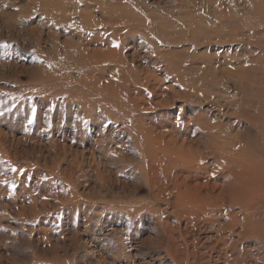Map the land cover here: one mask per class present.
<instances>
[{"label": "rangeland", "instance_id": "rangeland-1", "mask_svg": "<svg viewBox=\"0 0 264 264\" xmlns=\"http://www.w3.org/2000/svg\"><path fill=\"white\" fill-rule=\"evenodd\" d=\"M257 2L0 0V264H177L175 255L184 261L196 249L191 264H226L228 258L242 256L238 253L255 261L261 258L264 248L256 246L257 237L236 236L246 230L240 226L233 237L229 232L224 235L235 250L217 244L216 231L221 223L227 224L225 213L233 210L238 215L242 209H227L226 203L219 209L222 212L207 214L208 223L200 214V224L197 208L189 206L193 212L188 209L187 214L181 209L177 216L173 205L191 189L195 200L208 192L218 193V187L240 170L238 165L227 167L224 159L209 151L182 171L164 158L163 150L168 149L157 146V141L149 143L122 110L115 111L108 97L87 90H78L76 96L62 86L79 85L88 75L101 81L100 87L109 80L117 87L122 67L102 57L115 51L116 58L122 56L126 63L122 66L127 92L144 96V101L138 99L145 109L136 116L156 128L157 134L175 130L182 140H195L201 135L196 123L206 115L212 126L221 124L231 142L258 136L247 121L254 113L237 115L245 97L239 82L253 86L250 94L257 102L264 91V16L257 12ZM69 46L90 58L81 61L89 74L76 70L77 66H63L80 60L76 52H71L75 59L69 57ZM96 52L104 61L101 68L93 59ZM53 72L56 76H51ZM68 76L74 83L66 82ZM184 84L190 85L189 99ZM194 88L202 91L199 97L193 95ZM163 98L169 102H162ZM257 142L258 146L261 139ZM253 158L264 167V153ZM194 187L200 188L196 192ZM161 190L166 191L164 198ZM259 199L263 198L250 202L256 210L254 218L264 220ZM43 201L48 204L45 208L40 205ZM214 229L216 233L211 232ZM175 237L186 247L180 244L182 249H174Z\"/></svg>", "mask_w": 264, "mask_h": 264}, {"label": "bare ground", "instance_id": "bare-ground-1", "mask_svg": "<svg viewBox=\"0 0 264 264\" xmlns=\"http://www.w3.org/2000/svg\"><path fill=\"white\" fill-rule=\"evenodd\" d=\"M91 1V0H90ZM92 1H94V0H92ZM98 1V0H97ZM96 0H95V2H97ZM258 2H257V12H261V13H263V16H264V0H257ZM197 3V2H196ZM212 3V2H211ZM86 4V3H85ZM89 6V5H88ZM259 7H262L261 9H258ZM117 9V8H116ZM115 9V10H116ZM113 10V9H112ZM118 11V10H117ZM118 12H122V10L121 11H118ZM84 17H85V15H84ZM86 18V17H85ZM261 18H263L264 19V17H261ZM87 19V18H86ZM88 20V19H87ZM99 23V22H98ZM135 25V24H134ZM137 25H139V24H137ZM141 25V24H140ZM123 28V27H122ZM141 28V27H140ZM154 29V28H153ZM155 32V31H154ZM96 35H97V33H96ZM94 38V37H93ZM92 38V39H93ZM97 38H98V36H97ZM91 40V39H90ZM100 40V39H99ZM95 41V40H94ZM109 50V49H108ZM110 50H111V48H110ZM68 52H69V57L70 58H72V59H75V57H74V55H73V53H71V52H76V57H77V55L79 54V56H80V60L78 61V64H77V62L76 63H74V64H69V62L70 61H68V62H65L64 64H63V66L64 67H66V68H68V69H72L73 67H75V66H77V68H76V70H79V71H81V73L84 71V72H86V73H88L89 74V71H87V70H90V69H87V70H84V67H83V63L84 62H81V61H83V60H88V61H90V58L88 57V58H86V56H83V54H81V53H79L78 51H77V47H73V46H69V48H68ZM99 53H101V51L99 52ZM95 55L93 56V59H94V61H96V63L97 64H100L99 66H100V68L101 67H103V66H101V65H103L104 64V61H102V59L101 58H98V57H100L99 56V54L96 52V53H94ZM114 54V55H113ZM91 55V54H90ZM92 56V55H91ZM96 56H98V57H96ZM102 57H106V58H108V60H112L113 59V61H116L117 63H119L118 65L120 66L121 65V67H122V69H121V71H119V79L117 80V87H115L114 85H112L111 83L113 82H111L110 80L109 81H107V83H108V85H104L103 87L101 86H98V85H101V81H99L98 79H94V80H92L91 78H90V76L88 77V75H87V77H83L80 81H78L79 82V85L78 84H76V85H70V84H68V85H62V86H64V87H67V88H69L71 91H70V93L72 94V93H74V95L76 94V96H77V91L79 90V91H85V90H87V91H90L91 92V94H93V95H95L96 93L98 94H100V95H105L106 97H108V100H109V102H112V104H114L113 105V107H114V109H115V111H117V110H122L126 115H127V118L128 119H130L131 121H132V123L134 124L133 125V128L135 129L136 127H137V129L138 130H140V132H143V133H145L146 135H147V137L149 138V140H147L149 143H151V142H153L154 143V141H157V142H159V145L157 144V146H160V147H165L166 149H168L167 151H165V150H163V154H164V158H167V161H168V163H175L174 165H180L181 167H182V171H183V168L184 167H186V169L187 168H190L191 169V167H192V165L193 164H195L196 162H197V160H199V158L198 157H203L202 155L206 152H209L210 151V154L212 153V154H217L220 158H222V159H224L226 162H227V167H231V166H237L238 165V167H239V171L238 172H236L235 173V175L233 176V177H231V178H229L228 177V179H227V184L226 185H223V183H222V187L220 188V187H218V193L216 194L214 191V193L213 192H208L207 193V195H206V197H205V195L204 196H202V195H200V196H197V197H199V198H201V199H194L193 197H192V195L193 194H190L189 193V191L191 192V190H188V192H184V190L182 191L181 189H180V187H177L176 189L177 190H181L182 192H184V193H182L181 191H180V193H182V195L180 194V196L179 195H177V196H179V198H177L178 199V202H177V200H175V202H177V203H175V204H173L174 206H175V209H177L178 211H176V213L178 214V213H180L179 211L181 210V209H184L183 211H185V209H186V214H187V210L188 209H190L191 210V208L190 207H193L192 209H194V208H197V210H195V211H198L197 212V217L199 218H197V220L198 221H200V218L201 217H199L200 216V214L202 215V214H204L205 215V217H207L211 212H214V211H216V210H219V209H221V208H223V207H225L226 206V203L228 204V206H227V209L229 208L230 210H232V209H234V208H239V209H242V212H241V214H240V211H239V214L237 215V213H235L234 212V214H236V215H233V210H232V212H230V211H228V212H230V213H228V212H226L225 213V218H226V223L228 224H226V226H220L219 225V223L217 224V227H218V225H219V228H220V231L218 232V231H216L217 232V234H218V238H219V240H218V242H217V237H216V239H215V242H217V244L218 245H220V244H222V247H226V248H228V247H232L233 248V250H235L234 248H235V245L233 244L232 246H228V244L227 243H229L228 241H227V243L225 242V237H224V235L225 236H227L226 235V233H231V235L230 236H232V235H235V233H237V232H235L237 229H235L237 226L239 227H242L243 229L245 228L246 230L245 231H241V230H243V229H241V228H239L240 229V231L241 232H239L238 234H236V236H238L239 238L240 237H244V238H247L248 236H255V237H257V241H258V244L256 245V246H258V248L259 249H263L264 248V220L263 219H260V217L259 218H257V219H255L254 218V215H256V214H254L255 212H256V210L254 209V204H252V203H254L253 202V199L254 198H263L262 200L261 199H259V200H261L262 201V203L264 202V167H263V164L261 165L260 164V162L258 163L257 162V160L256 159H254L253 157H255V156H257V155H262L263 153H264V145L263 144H261V143H264V97L262 96V95H264V91L262 90L261 92H262V94L261 93H259V96H261L260 98H262L261 100H259V102H257L256 101V99L257 98H254V96L252 97V93H254V91H253V86H249V85H245V83L243 84L242 82H239V85H237L240 89H239V91H242L244 94H245V97L243 98L244 100H243V106L241 107H239V109H238V111H239V113H237V115H247V114H251V112H253L254 114H251V115H249L248 117H247V121H249V123H250V125H252L253 127H254V129H256V133H257V135L258 136H253V137H249V139L248 140H244V141H241V139L239 140V138L238 139H236V142L234 141V142H231V141H229V139H231L232 137H230L228 134L227 135H225V132L222 130V126H221V124L219 125V123H214V125L212 126V122H210V121H208V119H206L207 117H202V118H198L199 120H198V122L196 123V126H197V129H198V134H201L200 136H196L195 137V140L194 139H192V141L191 140H188L187 138H185V139H181V138H179L180 136L177 134V132H175V130L173 131V130H163L162 132L161 131H159L158 132V134H157V130H156V128H154L153 126H148L147 124H145L144 123V119L143 118H139L138 116H136V113L138 112L139 113V111H144V106H142V105H140L139 104V97H144L142 94V96L140 95L138 98H136L135 96L133 97V96H131V94H129L128 92H127V90H126V85H125V83L127 82L126 80L124 81V78H123V75H125V73L124 72H126V68L125 67H123L122 65L124 64H126L125 63V61H123L122 60V56H121V58H116V55H115V51L114 52H107V53H105V54H103V56ZM92 59V60H93ZM87 61V62H88ZM155 64V63H154ZM170 65V64H169ZM61 66H62V64H61ZM78 66H80V67H78ZM85 66V65H84ZM95 67H97V66H95ZM100 70V69H99ZM101 70H103V69H101ZM104 71V70H103ZM242 71V70H241ZM243 71H244V69H243ZM94 72H95V70H94ZM257 72V71H256ZM61 73V72H60ZM73 73V72H72ZM91 73V72H90ZM93 73V72H92ZM91 73V74H92ZM104 73V72H103ZM116 73V72H115ZM124 73V74H123ZM59 74V73H58ZM75 74V73H74ZM96 74V73H95ZM109 74V73H108ZM51 76H56V74L53 72L52 74H51ZM60 76V75H59ZM126 76V75H125ZM129 76V75H128ZM127 76V77H128ZM247 76V75H246ZM103 77V76H102ZM126 77V78H127ZM130 77V76H129ZM129 79V78H128ZM136 79V78H135ZM242 79V78H241ZM257 79V78H256ZM112 80V79H111ZM130 80V79H129ZM144 80V79H143ZM254 80V79H253ZM65 81V80H64ZM75 81V80H74ZM145 81V80H144ZM146 81H148V79L146 80ZM241 81H244V79L243 80H241ZM257 81V80H256ZM57 82V81H56ZM66 82H69V83H71V82H73V77L72 76H68V79L66 80ZM158 82V81H157ZM250 82V81H249ZM258 82V81H257ZM41 83V82H40ZM40 83H39V85H40ZM74 83V82H73ZM144 83V82H143ZM38 84V83H37ZM58 84V83H57ZM128 84V83H127ZM149 84V83H148ZM160 84V83H159ZM255 84V83H254ZM42 85V84H41ZM49 85V84H48ZM53 85V84H52ZM103 85V84H102ZM258 85V84H257ZM151 87V86H150ZM183 89H184V95H185V98L186 99H189V97L191 96L190 94H189V89H190V85H183V86H181ZM258 87V86H257ZM64 90V89H63ZM62 90V91H63ZM256 90H258V89H256ZM65 91H67V90H65ZM194 93H193V95L194 96H198L199 97V94L200 93H202V91L199 89V88H194ZM58 92V91H57ZM127 92V93H126ZM241 92V93H242ZM258 92V91H257ZM67 93H69V92H67ZM159 93V92H158ZM205 93H207V92H205ZM251 93V94H250ZM62 94V93H61ZM155 94V93H154ZM156 94H157V92H156ZM53 95V94H52ZM69 96H70V94H68ZM67 95V96H68ZM73 95V96H74ZM157 95H159V94H157ZM255 95V94H254ZM164 96H167V95H163V97ZM205 96H206V94H205ZM159 96H157V98H158ZM257 97H258V95H257ZM165 98V97H164ZM162 99V102L165 100V99ZM182 98V97H181ZM193 98V97H192ZM191 98V99H192ZM106 99V98H105ZM93 100V99H92ZM95 101V100H94ZM143 101H144V98H143ZM74 102V101H73ZM142 102V101H141ZM165 102L166 103H168L169 101L167 100H165ZM159 103H160V101H159ZM163 104V103H162ZM146 105V104H145ZM120 113V112H119ZM247 113V114H246ZM203 115V114H202ZM200 117V116H199ZM244 119V118H243ZM197 121V120H196ZM128 122V121H127ZM154 124V123H153ZM161 126H162V124H160ZM160 125H158V126H160ZM166 125V124H165ZM160 126V128H162L163 129V127H161ZM120 129V128H119ZM185 134V133H184ZM259 138L261 139V143L257 146V145H255V143H257L258 144V140H259ZM182 140V141H181ZM47 145V144H46ZM55 148V147H54ZM173 152V153H172ZM151 153V152H150ZM157 153V152H156ZM168 154H170V155H168ZM172 154V155H171ZM202 154V155H201ZM255 154V155H254ZM161 155H162V153H161ZM205 156V155H204ZM58 157V156H57ZM260 157V156H259ZM154 159V158H153ZM204 159V158H203ZM264 159V158H263ZM79 160V159H78ZM155 160V159H154ZM259 160L260 161H262L260 158H259ZM166 165V164H165ZM173 165V164H172ZM179 166V167H180ZM223 167H225L224 165H222ZM149 167V166H148ZM168 167H169V165H168ZM205 168V167H204ZM99 169V168H98ZM211 169V168H210ZM229 169V168H228ZM205 170V169H204ZM216 170V169H215ZM213 172V171H212ZM203 173V172H202ZM164 174V173H163ZM205 174V173H204ZM210 174V173H209ZM232 175V174H231ZM174 177V176H173ZM183 177V176H182ZM181 177V178H182ZM210 177V176H209ZM185 179H187V178H185ZM184 179V180H185ZM182 180H183V178H182ZM189 180H191V178H189L188 179V182H189ZM256 180V181H255ZM255 181V182H254ZM152 182V181H151ZM162 182V181H161ZM170 182V181H169ZM174 182V181H173ZM178 182V181H177ZM181 182V181H180ZM182 182H184V181H182ZM181 182V184H183ZM185 183H186V181H185ZM184 183V184H185ZM152 184V183H151ZM177 184V183H176ZM175 184V185H176ZM218 184V183H217ZM173 185V184H172ZM209 185V184H208ZM220 184H218V186H219ZM176 186H183V185H176ZM195 186V185H194ZM200 186V185H199ZM214 186V185H213ZM221 186V185H220ZM158 187V186H157ZM184 187V186H183ZM201 187V186H200ZM200 187H194V190L196 191V189L197 190H199V188ZM203 187H206V186H204L203 185ZM228 188V189H226V188ZM179 188V189H178ZM186 187H184V189H185ZM189 188V187H188ZM187 188V189H188ZM183 189V188H182ZM187 189H185V190H187ZM209 189V188H208ZM212 189H214V188H212ZM158 190H160V189H158ZM176 190V191H177ZM217 190V189H216ZM162 192H163V190H161ZM175 191V192H176ZM160 192V191H159ZM169 192V191H168ZM197 192V191H196ZM165 193H166V191H165ZM164 192H163V194L162 193H158V195L159 194H162V197H163V195H166ZM171 193L173 194V191H171ZM170 193V194H171ZM177 194H178V192H176ZM169 194V193H168ZM175 194V193H174ZM173 194V195H174ZM201 194V193H200ZM176 195V194H175ZM197 195H199V194H197ZM167 196V195H166ZM166 196H165V198H166ZM225 197L226 198H228V202H225L224 203V201H225ZM43 198V197H42ZM159 198H160V196H159ZM164 198V197H163ZM162 198V199H163ZM171 199V198H170ZM70 200V199H69ZM165 200V199H164ZM168 200V199H167ZM174 201V200H173ZM208 201H210L211 203H207ZM250 201H252V203L250 202ZM256 201V200H255ZM33 202V201H32ZM167 202V201H166ZM36 203V204H35ZM35 203H32L35 207L37 206V201L35 202ZM40 203V202H39ZM38 203V204H39ZM45 201H43L40 205H41V207H42V205H43V208H45V206L47 207V203H45ZM168 203V202H167ZM257 203V202H256ZM261 203V208H263L262 210H264V204H262ZM47 204V205H46ZM139 204V203H138ZM170 204H172V203H170ZM258 204H259V202H258ZM45 205V206H44ZM169 205V204H168ZM260 205V204H259ZM39 206V205H38ZM172 206V205H171ZM190 206V207H189ZM211 207V209L212 210H209V211H206V208L207 207ZM123 207V206H122ZM137 207V206H136ZM226 208V207H225ZM25 209H27L26 207H25ZM171 209H173V207L171 208ZM260 209V208H259ZM21 210H22V208H21ZM30 210V209H29ZM35 210H36V208H35ZM214 210V211H213ZM226 210V209H225ZM225 210H224V212H225ZM258 210V209H257ZM189 211V210H188ZM192 211V210H191ZM191 211H190V213H191ZM194 211V212H195ZM220 211V210H219ZM218 211V212H219ZM223 211V210H222ZM222 211H220V212H222ZM235 211V210H234ZM36 212V211H35ZM40 212V211H39ZM38 212V213H39ZM43 212V211H42ZM127 212H129V211H127ZM193 212V211H192ZM23 213V215H24V212H22ZM27 213V212H26ZM37 213V212H36ZM35 213V214H36ZM38 213H37V215H38ZM174 213V212H173ZM185 213H183L182 215L184 216V214ZM190 213H189V215H190ZM215 213V212H214ZM172 214V213H171ZM194 215L195 216V214L194 213H191V215ZM199 214V215H198ZM208 214V215H207ZM23 215H21V216H23ZM134 215V214H133ZM150 215H151V213H150ZM181 215V214H180ZM188 215V216H189ZM211 215H213V214H210V217H211ZM220 215H223V214H221L220 213ZM261 215H262V213H261ZM35 216V215H34ZM177 216H179V214L177 215ZM203 216V215H202ZM216 216V215H215ZM258 216V215H257ZM26 217V216H25ZM32 217V216H31ZM137 217H139V216H137ZM190 217V216H189ZM204 217V216H203ZM202 217V218H203ZM209 217V218H210ZM213 217V216H212ZM242 217V218H241ZM183 218V217H182ZM186 218V217H185ZM191 218V217H190ZM193 218V217H192ZM196 217H194V219H195ZM264 218V217H263ZM28 219V218H27ZM33 219V218H32ZM177 219V218H176ZM188 219V218H187ZM187 219H184V220H187ZM204 219V218H203ZM216 219V218H215ZM210 220H212V218L210 219ZM220 219L218 218V221L217 222H220L219 221ZM157 221H158V219H157ZM159 221H161L160 219H159ZM190 221H191V219H190ZM204 221H208V217H207V219H205ZM166 222V221H165ZM195 222V221H194ZM214 222H216V220H214ZM159 223V222H158ZM164 223V222H163ZM199 223V222H198ZM203 223V222H202ZM208 223V222H207ZM210 223V222H209ZM213 223V222H212ZM187 224H189V223H187ZM190 224H191V222H190ZM200 224H201V221H200ZM30 225V224H29ZM161 226V223L160 224H158V226ZM173 225V224H172ZM195 225H196V223H195ZM205 225H207L206 223H205ZM204 225V226H205ZM211 225H215V223H213V224H211ZM210 225V226H211ZM167 226V225H166ZM175 226V225H174ZM188 226V225H187ZM194 226V225H193ZM209 226V224H208V228L210 227ZM161 227H163V226H161ZM170 227V226H169ZM168 227V228H169ZM172 227V226H171ZM185 227V226H184ZM192 227V226H191ZM216 228V227H215ZM219 228H218V230H219ZM160 229V228H159ZM159 229H157L158 231V233L160 232L159 231ZM166 229H167V227H166ZM172 230H174V228H171ZM192 229H193V227H192ZM211 230H213V228H210ZM248 229V230H247ZM26 230V229H25ZM156 230V229H155ZM161 230V229H160ZM181 230V229H180ZM206 230H209V229H206ZM168 231V230H167ZM166 231V232H167ZM169 231H171V230H169ZM168 231V232H169ZM174 232V231H173ZM172 232V233H173ZM211 232H215V229H214V231H211ZM215 232V233H216ZM156 233V232H155ZM163 233V232H162ZM161 232H160V234H162ZM164 233H165V231H164ZM176 233V232H175ZM197 233V232H196ZM228 233V234H229ZM157 234V233H156ZM177 234V233H176ZM158 235V234H157ZM156 235V236H157ZM162 236V235H161ZM160 236V237H161ZM164 236L165 235H163V238H164ZM168 236H171V235H168ZM181 238L183 239V241L185 242V244L187 245V240H186V236L184 235V234H182L181 233ZM159 237V239H160V241H162V242H166V241H164V239L163 238H160ZM233 237V236H232ZM158 238V237H157ZM166 238V237H165ZM169 238V237H168ZM172 238H174L173 236H172ZM104 239V238H103ZM102 239V240H103ZM108 239V238H107ZM162 239V240H161ZM180 239V238H179ZM210 239V238H209ZM212 239V238H211ZM166 240V239H165ZM171 240H173V242L175 243V244H177V245H175V247H174V249L175 248H178V249H176V250H179L181 247H179L180 246V244H178L179 243V241L177 242L176 240V237H175V240L174 239H171ZM230 240V239H229ZM239 240V239H238ZM49 241V240H48ZM103 241H105V240H103ZM159 241V242H160ZM176 241V242H175ZM194 241V240H193ZM214 241V240H213ZM237 241V240H236ZM157 242V241H156ZM158 242V243H159ZM231 242V241H230ZM238 242V241H237ZM255 242V241H254ZM161 243V242H160ZM171 243V242H170ZM174 243H172V244H174ZM157 244V243H156ZM163 244V243H162ZM190 244V243H189ZM194 244V243H193ZM164 245V244H163ZM181 245H183V247L182 248H185L186 246H184V244H181ZM191 245H192V243H191ZM65 246V245H64ZM156 246H158V245H156ZM170 246L171 245H168L167 247H168V249L170 248ZM174 246V245H173ZM194 246V245H193ZM221 246V245H220ZM219 246V247H220ZM240 246V245H239ZM255 246V247H256ZM159 247V246H158ZM158 247H156V248H158ZM189 247V246H188ZM217 247V246H216ZM181 248V249H182ZM193 249H194V247H192ZM192 248H191V250H192ZM214 248V247H213ZM232 248L230 249V251L232 250ZM257 248V249H258ZM160 249H161V246H160ZM159 249V250H160ZM221 249V248H220ZM225 249V248H224ZM54 250V249H53ZM166 250V249H165ZM188 250H189V248H188ZM195 250V249H194ZM196 250H198V249H196ZM195 250V251H196ZM218 250V249H217ZM223 250V249H222ZM226 250V249H225ZM155 251V250H154ZM153 251V252H154ZM174 251V250H173ZM190 251V250H189ZM195 251H194V253H195ZM224 251V250H223ZM227 251H229V250H227ZM258 251V250H257ZM264 251V250H263ZM52 252V251H51ZM167 252V251H166ZM176 252V251H175ZM174 252V253H175ZM179 252V251H178ZM182 253H183V251H181ZM193 252V251H192ZM192 252L190 253L189 252V254H192ZM198 251H196V253H197ZM220 252V251H219ZM226 252V251H225ZM241 252V251H240ZM244 252V251H243ZM255 252H256V250H255ZM177 253V252H176ZM180 253V252H179ZM181 253V254H182ZM185 253H186V251H185ZM194 253H193V255H194ZM245 253V252H244ZM250 253V252H249ZM258 253V252H257ZM260 253V252H259ZM150 254V253H149ZM167 254H168V252H167ZM198 254V253H197ZM197 254H195V255H197ZM227 254H229V253H227ZM242 255V256H244V254H242V253H238L237 255ZM246 255L248 254V253H245ZM251 254V253H250ZM254 254V253H253ZM264 253H262V255H263ZM180 255V254H179ZM179 255H175L176 256V262H177V264H182V262H184V263H186V264H191V262H190V258L193 256H191L190 258L189 257H187V258H185L186 260H182V258L180 259L179 258ZM194 255V257H196ZM200 255V254H199ZM236 256V253H233V254H231V257H235ZM249 255V254H248ZM260 255H261V253H260ZM259 255V256H260ZM260 256L261 258L259 259V257H255V259H256V261L252 258V257H250L249 259H247V258H244V257H242V256H237V257H235V258H233L232 260H231V258L228 260H226V264H249V263H252V262H254L255 264H260V261L261 260H263L264 261V256ZM117 256L119 257V255L117 254ZM178 256V257H177ZM224 256H226V254L224 255ZM228 257H229V255H227ZM249 256H252V255H249ZM255 256V255H254ZM186 257V256H185ZM194 257H192L193 258V260H194ZM198 257V256H197ZM245 257H247V256H245ZM225 258V257H224ZM257 258H258V260H257ZM219 259V258H218ZM55 260V259H54ZM174 260V259H173ZM172 260V263L174 262ZM252 260H254V261H252ZM56 261V260H55ZM219 261V260H218ZM248 261H249V263H248ZM193 263V262H192ZM63 264V263H62ZM193 264H196V262L195 263H193ZM253 264V263H252ZM264 264V263H263Z\"/></svg>", "mask_w": 264, "mask_h": 264}, {"label": "snow or ice", "instance_id": "snow-or-ice-1", "mask_svg": "<svg viewBox=\"0 0 264 264\" xmlns=\"http://www.w3.org/2000/svg\"><path fill=\"white\" fill-rule=\"evenodd\" d=\"M113 47H119V44L114 43ZM201 163H204V161H201Z\"/></svg>", "mask_w": 264, "mask_h": 264}]
</instances>
